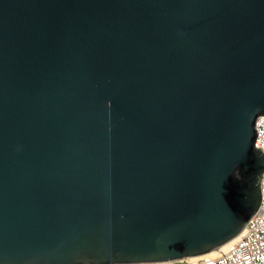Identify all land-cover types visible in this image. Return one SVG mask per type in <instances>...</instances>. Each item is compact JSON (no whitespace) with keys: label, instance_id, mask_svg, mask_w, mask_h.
<instances>
[{"label":"water","instance_id":"water-1","mask_svg":"<svg viewBox=\"0 0 264 264\" xmlns=\"http://www.w3.org/2000/svg\"><path fill=\"white\" fill-rule=\"evenodd\" d=\"M261 115L264 0H0V264L219 249Z\"/></svg>","mask_w":264,"mask_h":264},{"label":"built area","instance_id":"built-area-1","mask_svg":"<svg viewBox=\"0 0 264 264\" xmlns=\"http://www.w3.org/2000/svg\"><path fill=\"white\" fill-rule=\"evenodd\" d=\"M255 146L264 151V115L255 122ZM122 264V263H114ZM124 264H264V173L261 177V202L259 209L247 221L235 240L215 254H202L174 261Z\"/></svg>","mask_w":264,"mask_h":264},{"label":"bare ground","instance_id":"bare-ground-1","mask_svg":"<svg viewBox=\"0 0 264 264\" xmlns=\"http://www.w3.org/2000/svg\"><path fill=\"white\" fill-rule=\"evenodd\" d=\"M238 237V236H237ZM236 239V237L235 238H233L232 240H230L229 242H227V243H225L224 245H222L219 249H216V250H214V251H211V252H209V253H206L207 255H212V254H215V253H217L218 251H220V250H222V249H224V248H226V246L230 243V242H232L233 240H235Z\"/></svg>","mask_w":264,"mask_h":264}]
</instances>
